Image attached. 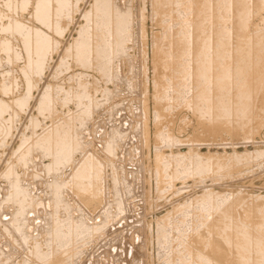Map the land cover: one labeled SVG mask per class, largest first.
Instances as JSON below:
<instances>
[{
  "label": "rangeland",
  "instance_id": "1",
  "mask_svg": "<svg viewBox=\"0 0 264 264\" xmlns=\"http://www.w3.org/2000/svg\"><path fill=\"white\" fill-rule=\"evenodd\" d=\"M47 1L45 24L39 0H0V264H216L207 255L230 214L253 237L240 258L263 259L264 46L184 50L164 68L150 53L173 25L180 38L239 19L237 4L263 28L264 0ZM33 29L56 36L38 65L36 33L23 40ZM117 33L124 43L103 51Z\"/></svg>",
  "mask_w": 264,
  "mask_h": 264
},
{
  "label": "bare ground",
  "instance_id": "2",
  "mask_svg": "<svg viewBox=\"0 0 264 264\" xmlns=\"http://www.w3.org/2000/svg\"><path fill=\"white\" fill-rule=\"evenodd\" d=\"M84 1V0H83ZM82 1V2H83ZM95 1V0H94ZM158 1V0H157ZM161 1V0H160ZM159 1V2H160ZM162 1H167L169 3L171 2H174L173 0H162ZM192 1V0H191ZM194 1V0H193ZM246 1V0H245ZM74 2V1H73ZM81 2V1H80ZM90 2V1H89ZM87 1V3H89ZM154 2V1H153ZM255 2V1H253ZM36 3V2H35ZM76 3V2H75ZM86 3V4H87ZM157 3V2H156ZM237 3V2H236ZM38 5V8H37V11H36V16L39 17L40 19L43 18V20H41L42 22H44L45 24L47 23V4H48V1L47 0H39V2L37 3ZM53 4V3H52ZM117 4V2H116ZM119 4V3H118ZM208 3L205 2L203 4V7H204V11H203V14H204V17L206 18V16H209L210 17V11L208 10L209 7L207 5ZM254 4V3H253ZM19 5V4H18ZM55 5V4H54ZM53 5V6H54ZM89 5V4H88ZM113 5V4H112ZM121 5V4H120ZM159 5V4H158ZM162 5V3L160 4V6ZM192 5V4H191ZM242 6V8H240V10H237L236 13H232V15L234 16H237V18L239 19H233V20H228L226 22H222L221 24L220 23H212V22H206V21H198V22H195L193 24H191L189 27V32H183L182 33V37L179 38V36L181 35H178L177 34V27L176 26H172L171 28V35H168L164 38H166V42L164 41L163 43V46L161 47L160 46V42L157 40V38L155 39V36H153L152 38L154 39V42H153V49L151 50L152 53V57L154 58V63L156 65V67H162L164 68L165 65H167V62H166V56L167 55H171V54H177L178 53H182V51H186V50H190L192 52H195V53H198V52H202L204 50H220V51H246L248 49H253L254 47H260V46H264V27L263 28H260V22L258 23L255 19H252V18H249L247 17L251 12L246 10L245 6H249L250 3H244V4H237V6ZM71 6V5H70ZM159 6V7H160ZM199 6H200V3H199ZM198 6V7H199ZM202 6V5H201ZM47 7V8H46ZM87 7V6H86ZM117 7V6H116ZM166 7V6H164ZM171 7V6H170ZM227 7H228V12H231L232 9L234 8V3L232 1H229L228 4H227ZM30 8V7H29ZM55 8V7H53ZM120 8V7H119ZM237 8V7H236ZM250 8V6H249ZM253 8V7H252ZM162 9V8H161ZM160 9V10H161ZM239 9V8H238ZM256 9V8H255ZM18 10V9H17ZM35 10V9H34ZM84 10V9H83ZM82 10V12H83ZM102 10V9H101ZM120 10V9H119ZM157 10V9H156ZM213 10V9H212ZM20 11V10H19ZM54 11V9H53ZM52 11V12H53ZM85 11V10H84ZM122 11V10H121ZM81 12V13H82ZM94 12V11H92ZM194 12V11H193ZM255 12V11H254ZM253 12V13H254ZM45 13H46V17H45ZM81 13L79 15H81ZM127 13V12H126ZM125 13V14H126ZM160 13V12H159ZM13 14V13H12ZM63 14V13H62ZM124 14V15H125ZM218 14V13H217ZM102 15V14H101ZM202 15V14H201ZM14 16V15H13ZM12 16V17H13ZM54 16V15H53ZM82 17H80L81 19H84L85 21L88 19V14L87 13H84L83 15H81ZM195 16V15H194ZM228 16V15H227ZM226 16V17H227ZM231 16V15H230ZM73 17V15H72ZM71 17V18H72ZM161 17V15H160ZM197 17V16H196ZM67 18V17H66ZM194 18V17H193ZM201 18V16H200ZM216 18V17H215ZM220 18V17H219ZM224 18V17H223ZM190 19V18H189ZM62 20V19H61ZM73 20V19H71ZM198 20V19H197ZM209 20V19H208ZM220 20V19H219ZM34 21V20H33ZM78 21V20H77ZM211 21V20H210ZM217 21H218V18H217ZM264 21V20H263ZM53 22V21H52ZM57 23L59 22L58 20L56 21ZM89 22V21H87ZM92 22V21H91ZM103 22V21H102ZM114 22V21H113ZM20 24V23H19ZM52 24V23H51ZM66 24V23H65ZM69 24V23H68ZM68 24H66L68 26ZM72 24V23H71ZM75 24V23H73ZM72 24V26H73ZM78 24V22H77ZM141 25V24H140ZM143 25V24H142ZM176 25V24H175ZM54 26V25H53ZM70 26V24H69ZM76 26V24H75ZM100 26V25H99ZM164 29H167L168 28V25L167 23L166 24H163L161 25ZM92 27V26H91ZM140 27V26H139ZM144 27V26H143ZM188 27V28H189ZM67 28V27H66ZM75 28V27H74ZM76 29V28H75ZM74 29V30H75ZM80 31H79V37L81 35V28H79ZM30 30V29H28ZM53 30V29H52ZM65 30V29H64ZM107 30V31H111V30H108V28H104V31ZM138 30V29H137ZM141 30V28H140ZM143 30V29H142ZM145 30V29H144ZM154 30V29H153ZM125 31V30H124ZM130 31V29H129ZM139 31V30H138ZM74 32V31H73ZM108 32V33H109ZM34 33H36L35 37H34V41L32 43H35L33 44L32 47H34L33 49L30 47V44L28 43L32 38V35H34ZM38 33V34H37ZM72 33V32H71ZM103 33V32H102ZM101 33V34H102ZM185 33V34H184ZM119 35H116L115 38H111V40H109V42H106L104 44H102V42H100V46L102 45L103 46V51H105L106 47H108L110 49V51L112 50H115L116 48L115 47H120L126 38H124L123 36H121V33H117ZM26 35V36H25ZM72 35V34H71ZM103 35V34H102ZM111 35V33L109 34ZM114 35V34H113ZM70 36V35H69ZM73 36V35H72ZM135 36V35H134ZM137 36V35H136ZM256 37L257 39L254 40L253 37ZM99 37V36H98ZM140 37V36H139ZM145 37V36H144ZM263 37V38H262ZM70 38V37H69ZM138 38V37H137ZM21 39V38H20ZM23 40L25 42V45L27 46V48L29 49L30 47V53L29 54H32L31 51H33V53L36 54V63L34 65H38L41 61H43V58H44V48L42 49H39V46L46 42L48 43V46L51 47L54 45L55 43V40H56V36H49V35H44L42 32L40 31H35L33 29V31H29L28 34H24L23 36ZM71 40V39H70ZM102 41H105L101 38ZM145 40H147V37L145 38ZM160 40V39H159ZM32 41V40H31ZM69 41V40H68ZM66 41V42H68ZM74 41V40H73ZM130 41V40H129ZM148 41V40H147ZM4 42V41H3ZM23 42V41H22ZM142 42V41H141ZM46 43V44H47ZM144 43V42H142ZM148 43V42H147ZM144 45V47L146 46V44ZM7 45V48L6 49H10L11 46L6 44ZM93 45V44H92ZM104 45H107V46H104ZM140 45V44H139ZM36 46V47H35ZM14 48V47H13ZM60 48V47H59ZM64 49V48H63ZM65 50V49H64ZM29 51V50H28ZM36 51V52H35ZM90 51V50H89ZM88 52H82L81 54H79V58L82 59V57H88V56H91L93 55L94 53V50L91 51L90 53ZM53 52V50H52ZM62 52V51H61ZM145 52V51H144ZM56 53V52H55ZM54 53V54H55ZM67 53V51L64 52V54ZM168 53V54H167ZM19 54V53H18ZM21 54V53H20ZM57 54V53H56ZM55 54V55H56ZM61 54V53H60ZM60 54H59V57H60ZM250 54V53H249ZM225 55V54H224ZM63 56V53L62 55ZM125 57V55H123ZM176 56V55H175ZM14 57V56H13ZM12 57V58H13ZM22 57V56H21ZM58 57V58H59ZM94 57V56H93ZM78 58V59H79ZM153 58H151L153 60ZM173 58V57H172ZM120 59V58H119ZM181 59V58H180ZM60 60V58H59ZM122 60V59H121ZM12 61V60H11ZM59 62V61H58ZM57 62V63H58ZM258 62V61H257ZM7 63V62H6ZM5 63V64H6ZM12 63V62H11ZM38 63V64H37ZM55 63V62H54ZM73 63V62H72ZM116 63V62H115ZM256 63V62H255ZM263 63V62H262ZM75 64V63H74ZM152 64V62H151ZM261 64V63H260ZM2 65V64H1ZM8 65V64H7ZM55 65V64H54ZM57 65V64H56ZM55 65V66H56ZM59 65V64H58ZM227 65V64H226ZM229 65V63H228ZM43 66V65H42ZM243 66V65H242ZM261 66V65H260ZM31 67V66H30ZM118 67V66H117ZM173 67V66H172ZM171 67V68H172ZM6 68V67H4ZM14 68V67H12ZM10 67V69H12ZM259 68V67H258ZM8 69V68H7ZM56 69V68H55ZM108 69V68H107ZM14 70V69H13ZM22 70V69H21ZM53 71V70H52ZM157 71V70H156ZM193 71V70H192ZM99 72V70H98ZM196 72V70H195ZM10 73V72H9ZM54 73V72H53ZM219 73V72H218ZM234 73V72H233ZM233 73L231 75H233ZM12 74V72H11ZM15 74V72H14ZM57 74V73H56ZM263 74V73H262ZM31 75V73H30ZM38 75V74H37ZM113 75V74H112ZM117 75V74H116ZM201 75V74H200ZM42 76V75H41ZM252 76V75H251ZM35 77V76H34ZM40 77V76H39ZM246 77V76H245ZM53 78V77H52ZM153 78V77H152ZM263 78V77H262ZM253 79V77H252ZM8 80V79H7ZM251 80V79H250ZM14 81V80H13ZM53 81V80H52ZM113 81V79L111 80V82ZM241 81V80H240ZM36 82V81H35ZM58 82V81H57ZM72 82V81H71ZM152 82V81H151ZM249 82V81H248ZM39 83V81H38ZM153 83V82H152ZM226 83V82H225ZM252 83L249 82V84ZM77 84V83H76ZM228 84V83H227ZM153 85V84H152ZM170 85V84H169ZM168 85V86H169ZM248 85V83H247ZM7 86V85H6ZM10 86V85H9ZM161 86V84H160ZM159 86V87H160ZM261 86V85H260ZM143 87V86H142ZM4 87H2L1 89H3ZM37 88V87H36ZM47 88H50L49 87H46ZM53 89V88H52ZM145 89V88H144ZM258 89V88H257ZM51 90V89H50ZM56 90V89H55ZM90 90V89H89ZM146 90V89H145ZM214 90V89H213ZM251 90V89H250ZM3 91V90H2ZM23 91V90H22ZM49 91V90H48ZM260 91V90H258ZM58 92V91H57ZM8 93V92H7ZM46 93H47V90H46ZM49 93V92H48ZM159 93V92H158ZM213 93V92H212ZM253 93V92H252ZM42 94V93H41ZM146 94V93H145ZM163 94V93H162ZM33 95V94H32ZM233 95V94H232ZM259 95V94H258ZM3 96V95H2ZM13 96V95H12ZM20 96V95H19ZM27 94H25L24 97H26ZM63 96V95H62ZM48 97V96H47ZM147 97V96H146ZM194 97V96H193ZM253 97V96H252ZM261 97V96H260ZM31 98V97H30ZM56 98V96H55ZM148 98V97H147ZM27 99V98H26ZM83 99V98H82ZM157 99V98H156ZM262 99V98H261ZM20 100V99H19ZM160 100V99H159ZM230 100V99H229ZM264 100V99H262ZM262 100H261V106H259L258 104V109H260L262 107ZM18 101V100H17ZM27 101V100H26ZM56 101V100H55ZM194 101V100H193ZM42 102V101H41ZM260 102V101H259ZM264 102V101H263ZM24 104V103H23ZM55 104V103H54ZM233 104V102H232ZM156 105V104H154ZM77 106V105H76ZM256 106V104H255ZM28 107V106H27ZM155 107V106H154ZM39 108V107H38ZM28 109V108H27ZM156 109V108H155ZM160 109V108H159ZM209 109V108H208ZM257 109V110H258ZM146 110V109H145ZM161 110H162V107H161ZM155 111V110H154ZM168 111V110H167ZM196 111V110H195ZM34 112V111H33ZM166 112V111H165ZM31 112H28V116L27 118H29ZM166 114V113H165ZM4 116V115H3ZM39 116V115H38ZM52 117V116H51ZM252 117V116H251ZM250 117V118H251ZM19 118V117H18ZM17 118V119H18ZM82 118V117H81ZM176 118V117H175ZM4 120V118H3ZM60 120V119H59ZM202 120V119H201ZM17 123H18V120H16ZM28 121V120H27ZM26 121V122H27ZM55 121V120H54ZM161 121V120H160ZM159 121V122H160ZM251 121V119H250ZM31 122V121H30ZM52 122V121H50ZM189 122V121H188ZM33 123V122H32ZM31 123V125H32ZM251 123V122H250ZM20 124V123H19ZM24 124V122H23ZM52 124V123H51ZM73 124V123H72ZM217 124V123H216ZM215 124V125H216ZM15 125V124H14ZM219 125V124H218ZM228 125V124H227ZM233 125V124H232ZM250 125V124H249ZM253 125H254V122H253ZM13 126V125H12ZM22 126V125H21ZM24 126V125H23ZM213 126V125H212ZM148 127V126H147ZM198 127V126H197ZM224 127V126H222ZM232 127V126H231ZM230 127V128H231ZM229 128V129H230ZM14 129V128H13ZM31 129H33V127H31ZM148 129V128H147ZM168 129V128H167ZM222 129V128H221ZM224 129V128H223ZM234 129V128H233ZM254 129V128H253ZM15 130V129H14ZM19 130V129H18ZM17 130V132H18ZM146 130V129H145ZM149 130V129H148ZM146 130V131H148ZM228 130V129H227ZM8 131V130H7ZM252 131V130H251ZM4 132V131H3ZM29 132V131H28ZM150 132V131H149ZM230 132V131H229ZM249 132H250V129H249ZM6 134V133H5ZM147 134V133H146ZM9 135V134H8ZM7 135V136H8ZM22 135V134H21ZM34 136V135H33ZM148 138L150 135H146ZM203 136V135H202ZM25 137V136H24ZM2 138V137H1ZM40 138V137H39ZM13 139V138H12ZM24 140V138L22 139ZM38 140V139H37ZM4 141V140H3ZM2 141V142H3ZM24 143V142H23ZM40 145V144H39ZM31 146V145H30ZM47 147V146H46ZM54 148V147H53ZM2 149V148H1ZM209 150V149H208ZM227 153V154H226ZM53 154V153H52ZM225 154L229 157V151H226ZM224 154V155H225ZM47 155V154H46ZM219 155L218 152H215L214 150L212 151H208L206 154H205V157H213V156H217ZM201 156V155H200ZM235 157H237V155H235ZM26 158H29V157H26ZM63 158V157H62ZM61 158V159H62ZM204 158V157H203ZM226 159V158H225ZM12 160V159H11ZM233 162H235L236 158H233ZM18 162V161H17ZM11 164V162H10ZM9 164V165H10ZM22 164V162H21ZM217 164V163H216ZM92 165V164H91ZM96 165V164H95ZM19 167V166H18ZM217 170V169H216ZM8 171V170H7ZM88 173V172H87ZM6 174V173H5ZM26 174V173H25ZM24 174V175H25ZM89 174V173H88ZM13 177V176H12ZM88 177V176H87ZM15 178V177H14ZM13 180V179H12ZM207 180V179H206ZM14 182V181H13ZM55 182V181H54ZM56 183V182H55ZM95 183V182H94ZM11 184V183H10ZM61 186V185H60ZM10 187V186H9ZM20 188V187H19ZM82 188V187H81ZM11 189H12V185H11ZM235 192V191H234ZM18 193V191H17ZM89 193V192H88ZM87 193V194H88ZM24 194V193H23ZM243 195V194H242ZM28 196V195H27ZM94 197V196H93ZM247 197L250 199V200H253V202H257L258 200H261L260 198H255L253 196H249L247 195ZM23 198V197H22ZM244 198V197H243ZM246 199V198H245ZM244 199V200H245ZM93 201V200H92ZM252 202V203H253ZM262 202V201H261ZM90 205H92L91 203H89ZM251 205V203H249ZM264 204V203H263ZM15 206V205H14ZM230 207V206H229ZM245 207V206H244ZM262 207V206H261ZM264 209V208H263ZM238 210V209H237ZM236 210V211H237ZM220 212V211H219ZM18 213V212H17ZM264 214V213H263ZM14 215V214H13ZM218 215V214H217ZM250 215V214H249ZM239 216V215H238ZM237 216V217H238ZM243 216V215H242ZM219 217V216H218ZM230 217V220L227 222V225L225 224V226H223L219 232L222 231V237L218 238V239H213L214 241H217L218 243H216V246H213L211 247V251L210 253H208L207 256L211 257L216 264H245V262L243 261V259L240 258V255H241V251H239V249L244 245L246 244L245 243V240L243 239V237L247 234V237L248 238H253L252 235L250 233H247L249 230H246L245 231V228H240L238 226L235 225V220L236 218H234V215L233 214H230L229 215ZM250 217V216H249ZM243 219V218H242ZM245 220V219H244ZM237 221V219H236ZM259 221V220H258ZM245 223V222H244ZM256 225V224H255ZM248 229V228H247ZM53 230V229H52ZM51 233V232H50ZM54 234V233H53ZM59 235V234H58ZM200 235V234H199ZM79 237V236H78ZM207 237V236H206ZM206 237H205V240H206ZM246 237V236H245ZM244 237V238H245ZM72 239V238H71ZM236 239H239V240H242V242H236L234 240ZM261 240V239H260ZM254 241V247L255 248H258V250L260 251H263L264 252V241ZM204 241V240H203ZM244 241V242H243ZM208 243V242H207ZM34 245V244H33ZM195 246V244H194ZM192 248V247H191ZM208 250V249H207ZM39 253V252H38ZM198 253V252H197ZM237 255L239 258H237ZM2 257V256H1ZM7 257V256H6ZM5 257V258H6ZM244 257V256H243ZM23 258V257H22ZM53 258V257H52ZM8 259V258H6ZM250 260L247 262V264H264V258L259 260V259H253V258H249ZM1 260V259H0ZM3 260V259H2ZM35 259H33L34 261ZM27 261V260H26ZM15 262V261H14ZM33 263V262H32ZM52 263V262H51ZM15 264V263H14ZM54 264V263H52ZM213 264V263H212Z\"/></svg>",
  "mask_w": 264,
  "mask_h": 264
}]
</instances>
